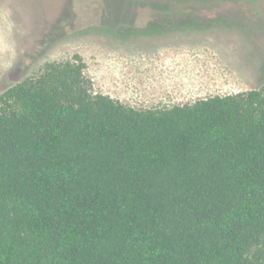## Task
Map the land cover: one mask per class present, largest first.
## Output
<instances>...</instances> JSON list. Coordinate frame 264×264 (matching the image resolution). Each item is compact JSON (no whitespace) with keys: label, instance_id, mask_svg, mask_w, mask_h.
<instances>
[{"label":"trees","instance_id":"trees-1","mask_svg":"<svg viewBox=\"0 0 264 264\" xmlns=\"http://www.w3.org/2000/svg\"><path fill=\"white\" fill-rule=\"evenodd\" d=\"M85 67L0 93V264H264V83L139 109Z\"/></svg>","mask_w":264,"mask_h":264},{"label":"rangeland","instance_id":"rangeland-1","mask_svg":"<svg viewBox=\"0 0 264 264\" xmlns=\"http://www.w3.org/2000/svg\"><path fill=\"white\" fill-rule=\"evenodd\" d=\"M173 44L196 51L199 86H145L173 79L158 61ZM76 54L96 93L139 109L257 88L264 0H0V93Z\"/></svg>","mask_w":264,"mask_h":264},{"label":"crops","instance_id":"crops-1","mask_svg":"<svg viewBox=\"0 0 264 264\" xmlns=\"http://www.w3.org/2000/svg\"><path fill=\"white\" fill-rule=\"evenodd\" d=\"M177 38V36H174ZM159 62L160 65H166L174 69V73L171 78L167 79L159 77V85L152 77L143 75L141 77V82L148 87L156 86H172V87H198L199 80L197 76V64L195 65L196 60L194 59L195 50L193 47L173 44V46H167L166 48L160 49ZM194 62V63H193ZM197 63V62H196ZM207 82V81H206Z\"/></svg>","mask_w":264,"mask_h":264}]
</instances>
